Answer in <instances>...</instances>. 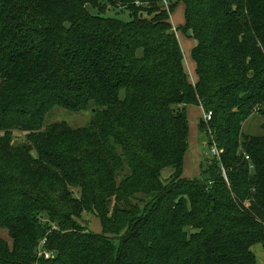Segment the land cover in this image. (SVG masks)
<instances>
[{
	"label": "trees",
	"instance_id": "trees-1",
	"mask_svg": "<svg viewBox=\"0 0 264 264\" xmlns=\"http://www.w3.org/2000/svg\"><path fill=\"white\" fill-rule=\"evenodd\" d=\"M179 3L194 84L169 21ZM187 104L211 111L197 128L220 150L193 178ZM56 106L92 119L43 128ZM255 113L264 0H0V264H255L264 124L242 131Z\"/></svg>",
	"mask_w": 264,
	"mask_h": 264
},
{
	"label": "rangeland",
	"instance_id": "rangeland-1",
	"mask_svg": "<svg viewBox=\"0 0 264 264\" xmlns=\"http://www.w3.org/2000/svg\"><path fill=\"white\" fill-rule=\"evenodd\" d=\"M115 14H117V11L116 8H113L112 11L110 12V15L115 16ZM127 15L128 13L125 9L119 11L117 14L118 17L123 19H125ZM182 37L180 38L181 48L184 45L183 42L185 41L184 38H189L185 35L184 38ZM184 57L186 58L187 56L185 55ZM92 114L93 113L91 112V110H87L83 112H72L56 106L47 114L43 124V128L47 127L51 123L58 121H64L65 123H67V125H69L72 128L83 127L90 123L92 119ZM203 115H204V110H202L200 106H196L193 104L186 105V117L188 120L189 131H188V149L184 155V160H183V177L193 178L196 175H198L199 163L202 164L206 156H212L210 154V148L207 147L206 143L205 145L201 144V141L203 139L205 140V136L203 132H199L197 130L198 121L199 119H203ZM262 124H264V115L255 113L243 122L242 131L255 136L261 135L263 133V129L261 127ZM15 135H16V142H20L21 140H23L24 133L21 132L19 133L18 131H15ZM172 171L173 170L171 168L163 169L161 172V179L163 181L166 180V178L169 177ZM82 219H84L82 223L84 222V224L89 226L90 229L94 231L100 230L99 222L95 217L87 213H83ZM0 233L3 235H7V231L5 229H0Z\"/></svg>",
	"mask_w": 264,
	"mask_h": 264
},
{
	"label": "crops",
	"instance_id": "crops-1",
	"mask_svg": "<svg viewBox=\"0 0 264 264\" xmlns=\"http://www.w3.org/2000/svg\"><path fill=\"white\" fill-rule=\"evenodd\" d=\"M169 21L175 29V35H176L178 42H179V45H180V38L182 36H183L182 38H184L183 33L180 30H178V27L184 23V5H183V3H179L176 6V8L173 10V12L170 13ZM184 39H185V41H183V39H182V41L184 42V45L182 47L183 48V50H182V52H183V65H184V69L187 73L189 82L191 84H194L197 80V76L195 73V65L191 59V49L194 45V40L189 39V38H184ZM185 55L187 56L186 58L184 57ZM200 108L202 109V107H200ZM197 130H198V128H197ZM205 143L206 142L203 139L201 141V144L205 145ZM199 166H200V163H199ZM199 173H200V168H199ZM199 173H198V175H199ZM198 175H196V176H198ZM0 237L4 238L8 242H10L8 234L3 235L0 233ZM251 250L255 254V264H264V250H263L261 244L253 245L251 247Z\"/></svg>",
	"mask_w": 264,
	"mask_h": 264
},
{
	"label": "built area",
	"instance_id": "built-area-1",
	"mask_svg": "<svg viewBox=\"0 0 264 264\" xmlns=\"http://www.w3.org/2000/svg\"><path fill=\"white\" fill-rule=\"evenodd\" d=\"M211 118H212V113H211V111H204V115H203V120L205 121V122H208V121H210L211 120ZM210 154L213 156V157H218L219 156V154H220V150L216 147V145H212L211 147H210ZM246 158H248L247 156H246ZM45 243V240L43 239L42 241H41V244L43 245ZM42 253V252H41ZM41 255H43L44 257H48L49 255H48V252H44L43 254H41Z\"/></svg>",
	"mask_w": 264,
	"mask_h": 264
}]
</instances>
